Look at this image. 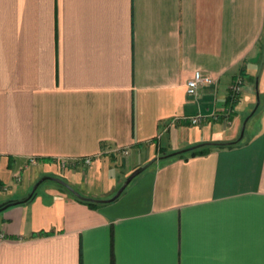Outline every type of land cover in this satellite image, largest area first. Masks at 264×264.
Segmentation results:
<instances>
[{"label":"crops","instance_id":"0c3cea01","mask_svg":"<svg viewBox=\"0 0 264 264\" xmlns=\"http://www.w3.org/2000/svg\"><path fill=\"white\" fill-rule=\"evenodd\" d=\"M151 159L1 209L0 264H264V0H0V203Z\"/></svg>","mask_w":264,"mask_h":264},{"label":"water","instance_id":"95a60500","mask_svg":"<svg viewBox=\"0 0 264 264\" xmlns=\"http://www.w3.org/2000/svg\"><path fill=\"white\" fill-rule=\"evenodd\" d=\"M246 121V120H245ZM245 121L242 124L241 130H240V134L238 138H241L244 132V127H245ZM193 146L187 147V148H183L181 150H176L170 153H166L163 156L166 155H171V154H175L181 151H185L189 148H191ZM153 161V159L149 160L148 162H146L145 164L138 166L136 168H134L131 172H129V174H127L126 178L124 179V181L122 182V184L117 188V190L114 192L113 195L106 197V198H97V197H92V196H88V195H84L81 192H79L77 189H75L70 183H68L66 180H64L63 178L56 176V175H43L41 177H39L34 184L32 185L31 190L28 192L27 196H25L22 199H14V200H8L6 202H1L0 203V210L5 208L6 206L16 203V202H23L25 200H27L28 198H30L35 190L37 189L38 185L45 179H51L54 180L64 186H66L70 191H72L77 197L83 198V199H87V200H96L99 202H106V201H111L113 199H115L116 197H118L120 195V193L123 191V189L126 187V185L132 180V178L134 176H136L139 172H141L145 167H147L151 162Z\"/></svg>","mask_w":264,"mask_h":264},{"label":"built area","instance_id":"2783aa9c","mask_svg":"<svg viewBox=\"0 0 264 264\" xmlns=\"http://www.w3.org/2000/svg\"><path fill=\"white\" fill-rule=\"evenodd\" d=\"M212 80L211 75L208 73L202 72L201 70H195L193 75L188 78L187 80V92L189 94H196L198 91V87L201 84L208 83ZM243 79L242 77H236L234 81L230 85V90L232 93V96L235 97L239 94L241 91ZM202 115L200 113L193 114L189 116V120L193 123L198 122L201 119ZM123 151H126L125 148H123ZM85 163H89L91 161V156H84L83 158Z\"/></svg>","mask_w":264,"mask_h":264},{"label":"trees","instance_id":"16d2710c","mask_svg":"<svg viewBox=\"0 0 264 264\" xmlns=\"http://www.w3.org/2000/svg\"><path fill=\"white\" fill-rule=\"evenodd\" d=\"M241 72H243V71H241ZM229 98H230V96H229ZM234 143H235V141L227 142V143H223V144H224V145H225V144H226V145H233ZM210 144H216V143H211V142L202 143V144H200V145H195V146H193V147H191V148H189V149H187V150H188V152H189L190 155L202 154V153H205V152H207V151L209 150V148H210ZM218 144H221V143H218ZM187 150H185V151H187ZM185 151H181L180 153L183 154V152H185ZM163 153H166V152H163ZM55 182H56V181H55ZM57 184H58L61 188L65 189L67 192H69V193L75 195V194H74L72 191H70L66 186H64V185H62V184H60V183H58V182H57ZM35 192H36V190H35ZM35 192H34V193H35ZM33 195H34V194H33ZM33 195H32V196H33ZM32 196H31V197H32ZM31 197H30V198H31ZM75 197H76L77 199H79V200H81V201H83V202L89 204L90 206H97V205H99V204L102 203V202H99V201H96V200H87V199H83V198L77 197L76 195H75ZM30 198H28L27 200H29ZM25 201H26V200H25ZM23 202H24V201H23ZM19 203H21V202H19Z\"/></svg>","mask_w":264,"mask_h":264},{"label":"rangeland","instance_id":"374dc122","mask_svg":"<svg viewBox=\"0 0 264 264\" xmlns=\"http://www.w3.org/2000/svg\"><path fill=\"white\" fill-rule=\"evenodd\" d=\"M47 185H56L55 181L54 180H51V179H45L43 180L40 185L38 186V190H41L44 186H47ZM16 195H19L18 193ZM97 198H102V197H98L96 196Z\"/></svg>","mask_w":264,"mask_h":264}]
</instances>
